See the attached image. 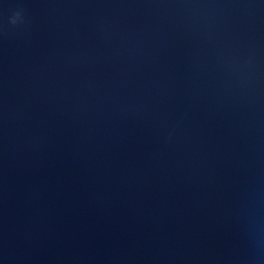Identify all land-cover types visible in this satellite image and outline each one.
I'll use <instances>...</instances> for the list:
<instances>
[{"label":"water","instance_id":"95a60500","mask_svg":"<svg viewBox=\"0 0 264 264\" xmlns=\"http://www.w3.org/2000/svg\"><path fill=\"white\" fill-rule=\"evenodd\" d=\"M0 264H264V0H0Z\"/></svg>","mask_w":264,"mask_h":264}]
</instances>
